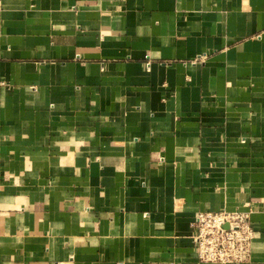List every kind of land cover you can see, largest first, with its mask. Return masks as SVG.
Wrapping results in <instances>:
<instances>
[{
  "label": "crops",
  "instance_id": "crops-1",
  "mask_svg": "<svg viewBox=\"0 0 264 264\" xmlns=\"http://www.w3.org/2000/svg\"><path fill=\"white\" fill-rule=\"evenodd\" d=\"M222 209L264 264V0H0V264H232Z\"/></svg>",
  "mask_w": 264,
  "mask_h": 264
},
{
  "label": "built area",
  "instance_id": "built-area-1",
  "mask_svg": "<svg viewBox=\"0 0 264 264\" xmlns=\"http://www.w3.org/2000/svg\"><path fill=\"white\" fill-rule=\"evenodd\" d=\"M207 56L204 53L199 59ZM193 225L200 261L240 264L250 258L256 234L250 211H200Z\"/></svg>",
  "mask_w": 264,
  "mask_h": 264
}]
</instances>
